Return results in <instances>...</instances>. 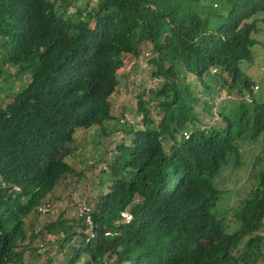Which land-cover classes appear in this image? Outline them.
Masks as SVG:
<instances>
[{"label":"trees","instance_id":"trees-1","mask_svg":"<svg viewBox=\"0 0 264 264\" xmlns=\"http://www.w3.org/2000/svg\"><path fill=\"white\" fill-rule=\"evenodd\" d=\"M92 5L0 0V73L23 78L0 100V264L31 263L39 236L55 237L46 247L61 245L71 264H264V153L227 216L231 191L218 186L242 149L264 140V98L222 105L205 93L208 78L227 94L251 86L241 64L264 48V0ZM145 45L158 85L139 96L140 121L125 123L132 133L101 171L95 208L37 229L38 207L54 206L56 187L79 174L72 146L89 130L106 134L118 72ZM214 114L220 124L205 121Z\"/></svg>","mask_w":264,"mask_h":264},{"label":"rangeland","instance_id":"rangeland-1","mask_svg":"<svg viewBox=\"0 0 264 264\" xmlns=\"http://www.w3.org/2000/svg\"><path fill=\"white\" fill-rule=\"evenodd\" d=\"M88 1L90 4L93 2V5H95L98 0ZM79 5L84 10L82 16L90 11V5L88 6L87 2ZM256 38L264 41V31H261V34H256ZM253 51L252 62H242L241 70L244 76L260 84L258 97H264V72L261 70V66L264 64V48L258 45L253 48ZM153 56H156V54L153 53L152 47L145 45L141 47L139 58L133 56L125 58L124 67L118 72L119 88L109 100L114 118L105 120L106 134H103L101 129L96 131L92 129L87 131L85 136H79L76 144L72 146L73 152L70 164L77 168L76 172L80 175L69 176L56 187L55 191L57 192L50 200L54 205L53 210L48 215L39 216V221L36 223L37 229L57 220L77 218L80 204H86L91 209L95 208L94 199L100 194V187L98 186L101 171L108 167L106 163L113 161L116 154V144L121 141L122 137L124 140H129V136L132 133L131 129L125 130V123L129 122L130 124L132 121L135 123L140 121V116L137 114L139 96L146 95L149 88H155L158 85L152 75L154 66L150 61ZM0 59L5 61L8 56L0 55ZM2 68L3 64L0 61V70ZM16 73L17 70L9 66L3 69L2 74L0 73V100H5L9 94L8 87L15 86L17 89L22 85L20 82L23 78L18 77ZM206 82L209 87L205 90L208 98L213 99L216 104L223 105L225 103L224 99L228 97L226 94L220 97L223 91L217 92L221 83L209 78ZM199 88L204 90L203 85H200ZM239 97L240 93L236 90L231 95V99L234 102L239 101ZM152 105L151 103L150 108ZM151 109L152 117L156 120L159 119L160 111L154 106ZM217 110L218 108L216 107L215 111ZM218 120L219 118L216 114L208 120L205 119L210 124L216 125L219 123ZM260 142L243 148L242 166L239 169H235L232 166L227 167L222 173L223 176L219 178L218 186L222 185L223 189L227 187L231 191L229 198L224 201L226 216L238 203L237 193L240 186L245 189L252 181L251 175L255 171L256 160L264 152V140ZM165 146L167 149L168 145L166 144ZM55 239L53 236H39L37 238L39 242L37 241L36 247L40 249V254H37L40 256L29 264H71L68 251L64 250L61 245L55 244L54 247H46L48 240L54 241ZM85 260V258H82L77 264H85Z\"/></svg>","mask_w":264,"mask_h":264},{"label":"clouds","instance_id":"clouds-1","mask_svg":"<svg viewBox=\"0 0 264 264\" xmlns=\"http://www.w3.org/2000/svg\"><path fill=\"white\" fill-rule=\"evenodd\" d=\"M261 70L264 72V64L261 66ZM250 80V79H249ZM251 82V86L249 87V89H246V88H242L241 90H236L240 93V97H239V101H243L244 103L246 104H253L254 101L256 100H260L261 98H264V97H258V91L260 90V84L256 81H252L250 80ZM223 91L221 94H220V97L223 95V94H226V96L228 97L227 99H231V95L232 93L235 91H233L231 94H227L224 90H221ZM220 91V92H221ZM259 143H261L260 141H258ZM256 142V143H258ZM264 146V144H263ZM264 153V152H263ZM241 157H242V152L240 154V157H239V160L238 161H232L237 167H234L235 169H239L241 166H242V163H241ZM258 168L259 166L257 167V164H256V168H255V171L252 173V177H255V172L258 171ZM80 205H83V204H80ZM79 205V206H80ZM86 205V204H85ZM78 206V208H79ZM92 210V209H91ZM124 212H128V211H124ZM129 213V212H128ZM131 214V213H130ZM132 215V214H131ZM133 217V216H132ZM124 222V221H123Z\"/></svg>","mask_w":264,"mask_h":264},{"label":"built area","instance_id":"built-area-1","mask_svg":"<svg viewBox=\"0 0 264 264\" xmlns=\"http://www.w3.org/2000/svg\"><path fill=\"white\" fill-rule=\"evenodd\" d=\"M16 189H19L18 187H15ZM53 210V206L51 204H43L42 206H39L37 211L38 213H40L41 215H48L49 213H51ZM91 211V208L88 207L87 205H80L78 208V214L79 216L83 215V214H87ZM121 217L123 219V221L125 223H129L132 220V215L128 212H122ZM87 222L88 224L92 225V221L90 219V217L87 216ZM90 237H94V232L92 229H90L89 232ZM89 240V239H88Z\"/></svg>","mask_w":264,"mask_h":264},{"label":"bare ground","instance_id":"bare-ground-1","mask_svg":"<svg viewBox=\"0 0 264 264\" xmlns=\"http://www.w3.org/2000/svg\"><path fill=\"white\" fill-rule=\"evenodd\" d=\"M264 207V206H263ZM133 220V219H132ZM229 220V219H228Z\"/></svg>","mask_w":264,"mask_h":264}]
</instances>
